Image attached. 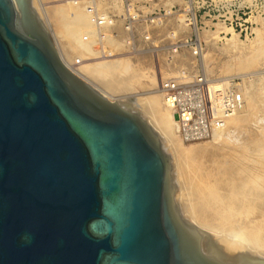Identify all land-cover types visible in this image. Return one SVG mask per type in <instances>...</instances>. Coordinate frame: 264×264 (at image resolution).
I'll return each mask as SVG.
<instances>
[{
    "label": "water",
    "instance_id": "95a60500",
    "mask_svg": "<svg viewBox=\"0 0 264 264\" xmlns=\"http://www.w3.org/2000/svg\"><path fill=\"white\" fill-rule=\"evenodd\" d=\"M161 93L111 100L35 0H0V264H264L185 215Z\"/></svg>",
    "mask_w": 264,
    "mask_h": 264
},
{
    "label": "rangeland",
    "instance_id": "374dc122",
    "mask_svg": "<svg viewBox=\"0 0 264 264\" xmlns=\"http://www.w3.org/2000/svg\"><path fill=\"white\" fill-rule=\"evenodd\" d=\"M122 1L35 0L61 58L75 68L70 69L76 75L111 100L155 94L160 83L168 77L183 74L193 77L199 73L221 88L232 87L243 92V106L232 118L247 116L244 122L246 133H237L230 124L233 120L230 118L207 139L184 141L179 137L182 145L165 149L178 185L175 200L182 210V204L191 201L197 190L193 188L190 169L180 157V147L213 145L210 152L197 158L199 162L203 158L202 162L208 164H205V171L209 172L206 173L215 179L219 177L218 172L222 177L227 172L226 166L237 165L239 157L247 154L248 161L244 163L250 168L246 169L247 174L254 176L257 173L252 179L264 192V166L261 167L264 164V0H138L141 5L133 11L121 7ZM129 12L138 14V19L127 29L125 24ZM96 17H103L104 23L97 24ZM116 69L120 74H126L123 79L116 77ZM153 76L158 79L152 80ZM160 103L163 104L161 98ZM170 116V133L177 134L171 111ZM249 135L255 136V144L249 143ZM218 146L224 148L222 151H230L229 156H224ZM213 163H219L221 169L213 167ZM231 179L228 189L225 186L226 190L222 192L229 194L233 191L229 196H236L239 186L236 180ZM234 183L237 188L232 185ZM217 185L221 186L220 183ZM259 189L253 196L250 194L253 200L249 199L254 204L251 206L253 212L259 210L257 216L252 214L255 219L264 213V193L261 192V197ZM247 190L254 192V187ZM238 220L236 228L226 227L232 228L231 231H212L200 226L223 246H231L233 253L251 252L264 257L251 249L246 240L244 223L251 220ZM263 234L261 238H264Z\"/></svg>",
    "mask_w": 264,
    "mask_h": 264
},
{
    "label": "bare ground",
    "instance_id": "6f19581e",
    "mask_svg": "<svg viewBox=\"0 0 264 264\" xmlns=\"http://www.w3.org/2000/svg\"><path fill=\"white\" fill-rule=\"evenodd\" d=\"M70 24H72V23H70ZM76 24H77V22H76ZM60 57H61V54H60ZM61 60L63 61V63L67 67L69 66L68 67L69 69L72 68L71 65H69L64 58H61ZM72 69H75V68H72ZM117 70L118 69H116V71L114 72L116 74V77L118 79H123L122 77H125L126 74H120V71H117ZM76 73H77V71H76ZM153 73H155V72H153ZM78 74H79V72H78ZM79 75L81 77H83L81 75V73ZM157 76H153L152 77L153 79L152 78L151 79L154 80V81H156V79H158ZM83 78L85 79V77H83ZM91 83H94V82H92V80H91ZM105 91L106 90H104V92ZM109 95H110V93H109ZM242 95H243V92H242ZM121 97H123V96H121ZM118 98H119V96H118ZM238 111H240V110H238ZM237 112H235L228 119L232 118ZM232 119L233 120H231V123L230 124L233 125L235 131H237V133L240 132V131L246 133L245 130H244V125H245L244 122L247 119V116L246 117L245 116H241V117H238L237 116V118H232ZM227 120H226V122H227ZM226 130H228V129H226ZM230 130H232V129H230ZM254 137L251 136V135H249V137H248V139L250 141L249 143H251L252 145L255 144L254 141H256L254 139ZM246 147L247 146H245V149H246ZM248 147H250V146H248ZM212 148H213V145L211 146V144L210 145L209 144H206V145H194V146H190V147H180V148H178L179 151H180V157L183 159V161L187 165V166L186 165L185 166L190 169L189 170V173L191 171V181H192L193 186H194L193 188H195V190H197L196 191V194L195 195H192L193 196V199L191 201H188V202L182 204L183 211L188 216H190L191 218H193V220L197 224L201 225L202 227H204V228H206L208 230H212V231H215V230L216 231L217 230L218 231H220V230H229V231H231L234 228H236V222H237L236 219H238V218H239L238 222L241 221V220H243V219H245V218H247L248 220H251L252 222L251 221L250 222L246 221L244 223V226L246 227V231L244 230L245 235H246V238H247L246 240H248V243H249V246L251 247V249L253 248L254 250L260 252V254H263L264 255V238L263 237L261 238V235L263 234V229H264V218H263L264 217V213L261 215V213L259 212L260 215H261V218L259 217L260 219L257 217L259 220H257V218L256 219L253 218V215L252 214L254 213L256 215V212L259 211V210H255L253 212V209H251V206H253L254 204L252 203L253 204L252 205L249 202V199H251V197L254 195V193L257 192L256 189H259L258 188L259 185L257 183H255V180H254L257 173L254 172L255 173L254 176H252V173H248L247 174V170L246 169H250V168L247 167L248 165L244 164L246 162V160L248 159L247 158V154L246 155L244 154L241 157H239L240 158L239 160L236 158V161L237 160L239 161V163L237 165H234V166L231 165V164H229L228 166L225 165L227 168H224V169H226L225 171H227V172H224L222 170L224 172V175L223 176L224 177L226 176L223 179V181H221V179H222L223 176L222 177L220 176V172H218L219 177L218 178L216 177V179H215V177L213 175L208 174L209 172L208 171H205L207 169L206 168V165H208V164L205 163L206 164L205 165L204 162H202L203 158H202V160L200 159L202 157V155H204V153L206 155V153L210 152L212 150ZM220 148L221 147H219L218 149H220ZM222 149H224V148L223 147L221 148V153L224 156H226V155L229 156L230 151H228L227 149H225V151H222ZM248 151H251V150H248ZM256 152H257V150H256ZM236 154L239 155V153H236ZM199 155H201V157L199 158L200 159V162L198 161V158H197V156L199 157ZM218 164L219 163H215L214 164L215 166H213V167H215V168L219 167ZM225 166H223V167H225ZM262 166H264V164H262L261 167ZM207 167H209V166H207ZM223 167H222V169H223ZM219 168L221 169V167H219ZM262 168H264V167H262ZM210 170L212 171L211 167H210ZM206 172H208V173H206ZM231 177L234 179V181L236 180V183L239 186L238 192L236 190V193L238 194L236 196L235 195L232 196V194H231V196H229L230 193L233 192V191H231L229 194H226L225 192H224L225 193L224 194L222 192V190L225 189V186H226V189H228L227 188V184L230 185L229 182H231L230 180H232ZM252 177L254 179H252ZM249 178L252 179V182H251V179L249 181ZM225 179L228 180L227 183H226V180ZM219 183L221 185L220 187H218L219 185H217ZM232 185H235L236 186L235 183L232 184ZM255 185H257V187ZM248 187H249V191H250L251 188L254 187V192H248V190H247ZM236 188H237V186H236ZM262 191L260 189L258 190V192L260 193V196H261V192ZM262 193H264V192H262ZM250 194L252 195L251 197H250ZM257 196H259L258 193H257ZM261 197H263V196H261ZM251 200H253V198ZM247 208H249L251 212L248 211L249 209H247ZM226 227H233V229L232 228H226ZM237 227H239V226H237ZM231 248H232L231 246L226 247L227 251H232Z\"/></svg>",
    "mask_w": 264,
    "mask_h": 264
},
{
    "label": "built area",
    "instance_id": "2783aa9c",
    "mask_svg": "<svg viewBox=\"0 0 264 264\" xmlns=\"http://www.w3.org/2000/svg\"><path fill=\"white\" fill-rule=\"evenodd\" d=\"M140 5L138 0H123L121 7L133 11ZM137 19L138 14L129 12L125 27L130 29ZM95 20L97 24L104 23L103 17H96ZM161 92L164 106L174 115L176 132L184 141L211 137L225 125L230 116L242 108L244 99L237 88H221L202 73L193 77L186 74L168 77L158 86V93Z\"/></svg>",
    "mask_w": 264,
    "mask_h": 264
}]
</instances>
